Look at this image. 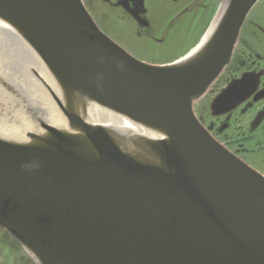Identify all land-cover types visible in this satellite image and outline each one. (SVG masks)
<instances>
[{
    "label": "water",
    "instance_id": "95a60500",
    "mask_svg": "<svg viewBox=\"0 0 264 264\" xmlns=\"http://www.w3.org/2000/svg\"><path fill=\"white\" fill-rule=\"evenodd\" d=\"M259 1L224 0L194 54L149 64L82 0H0L23 41L0 45V228L35 264H264V176L194 113Z\"/></svg>",
    "mask_w": 264,
    "mask_h": 264
},
{
    "label": "flooded vegetation",
    "instance_id": "af4514ba",
    "mask_svg": "<svg viewBox=\"0 0 264 264\" xmlns=\"http://www.w3.org/2000/svg\"><path fill=\"white\" fill-rule=\"evenodd\" d=\"M86 10L97 26L94 11L104 7L102 13H110L117 32L107 34L115 43L140 61L144 52L129 46L153 44L156 48L171 42L173 30L178 33L174 47L183 46V51L193 47L207 28L212 5L208 0H82ZM92 2V3H91ZM96 4L91 8L90 5ZM261 0L256 7H259ZM255 7V8H256ZM97 8V9H96ZM100 13V12H99ZM243 25L230 64L210 86L207 97V128L210 136L237 159L264 176V11L255 14L253 21ZM99 22V23H98ZM188 49V50H189ZM183 51L177 53L179 55ZM247 76L242 94L235 106L221 114H213L212 101L233 81Z\"/></svg>",
    "mask_w": 264,
    "mask_h": 264
},
{
    "label": "rangeland",
    "instance_id": "374dc122",
    "mask_svg": "<svg viewBox=\"0 0 264 264\" xmlns=\"http://www.w3.org/2000/svg\"><path fill=\"white\" fill-rule=\"evenodd\" d=\"M94 1V0H93ZM224 0H208L207 4L212 5V9L209 12V18L207 20V28L201 35L200 39H197L193 47L190 49L187 48L185 51H183V46L178 45V47H174V43L179 42L178 41V33L173 30L170 35L171 42L168 43V45L173 46L172 48H167L166 46H162L160 48H156L153 44L148 45H142V46H129L130 48L137 50L138 55L139 51L144 54L142 55V60L146 63H156V64H163L175 61L179 58H181L184 55H187L192 49L196 47L199 41L202 40L204 35L206 34L207 30L212 25L215 17L218 15L219 8L221 7V4H223ZM92 3V2H91ZM95 4V3H94ZM91 8L94 9L96 7L94 5H90ZM97 9V8H96ZM104 7H99V9L94 11L96 19L100 21V27L103 29V31L107 34H113L116 31L115 26L113 25L112 19L110 18V13L103 14V11H105ZM260 10L262 12L264 11V3H261L259 7H256L251 14L249 15V22L253 21L255 14H257ZM108 11V10H107ZM100 12V13H99ZM99 23V22H98ZM189 49V50H188ZM183 51L179 55H176L177 53ZM196 115L199 118H202L207 123V97L204 98L201 102H199L196 105ZM0 264H35L32 259L19 247V245L4 231L0 228Z\"/></svg>",
    "mask_w": 264,
    "mask_h": 264
},
{
    "label": "bare ground",
    "instance_id": "6f19581e",
    "mask_svg": "<svg viewBox=\"0 0 264 264\" xmlns=\"http://www.w3.org/2000/svg\"><path fill=\"white\" fill-rule=\"evenodd\" d=\"M222 13V11L220 12V14ZM219 14V16H220ZM219 16L217 17V19L212 23V25L210 26V28L207 30L206 34L204 35V37L202 38V40L199 42V44L191 50L190 53H188L184 58H188L190 57L192 54H194L198 48L206 41L208 40V38L210 37V35L212 34V32L215 29V26L217 24V21L219 19ZM19 42H23L22 39L15 33V31L9 27L8 25H6L5 23H3L2 21H0V45L3 44H11V43H19Z\"/></svg>",
    "mask_w": 264,
    "mask_h": 264
},
{
    "label": "clouds",
    "instance_id": "9594fccd",
    "mask_svg": "<svg viewBox=\"0 0 264 264\" xmlns=\"http://www.w3.org/2000/svg\"><path fill=\"white\" fill-rule=\"evenodd\" d=\"M24 167H25L26 169H28V168H29V166H28V165H25Z\"/></svg>",
    "mask_w": 264,
    "mask_h": 264
}]
</instances>
